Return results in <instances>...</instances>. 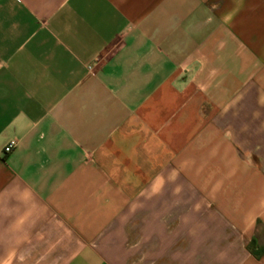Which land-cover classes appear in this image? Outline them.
<instances>
[{
	"label": "crops",
	"instance_id": "0c3cea01",
	"mask_svg": "<svg viewBox=\"0 0 264 264\" xmlns=\"http://www.w3.org/2000/svg\"><path fill=\"white\" fill-rule=\"evenodd\" d=\"M242 103L264 0H0V264H264Z\"/></svg>",
	"mask_w": 264,
	"mask_h": 264
},
{
	"label": "rangeland",
	"instance_id": "374dc122",
	"mask_svg": "<svg viewBox=\"0 0 264 264\" xmlns=\"http://www.w3.org/2000/svg\"><path fill=\"white\" fill-rule=\"evenodd\" d=\"M250 115H259L260 117L264 116V103L253 105L252 103H242L239 106V116H250Z\"/></svg>",
	"mask_w": 264,
	"mask_h": 264
},
{
	"label": "built area",
	"instance_id": "2783aa9c",
	"mask_svg": "<svg viewBox=\"0 0 264 264\" xmlns=\"http://www.w3.org/2000/svg\"><path fill=\"white\" fill-rule=\"evenodd\" d=\"M16 145V142L13 140V141H10L9 143H7L5 146H4V148H3V153L4 154H8V153H10L12 150H13V148H14V146Z\"/></svg>",
	"mask_w": 264,
	"mask_h": 264
},
{
	"label": "trees",
	"instance_id": "16d2710c",
	"mask_svg": "<svg viewBox=\"0 0 264 264\" xmlns=\"http://www.w3.org/2000/svg\"><path fill=\"white\" fill-rule=\"evenodd\" d=\"M256 244H257L256 239L252 238L248 247H249V250L251 252H253V253H257V250L255 249L256 248Z\"/></svg>",
	"mask_w": 264,
	"mask_h": 264
}]
</instances>
